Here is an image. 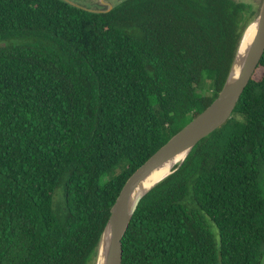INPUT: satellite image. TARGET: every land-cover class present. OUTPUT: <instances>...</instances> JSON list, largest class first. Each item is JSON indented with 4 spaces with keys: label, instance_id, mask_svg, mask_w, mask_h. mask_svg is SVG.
I'll use <instances>...</instances> for the list:
<instances>
[{
    "label": "trees",
    "instance_id": "trees-1",
    "mask_svg": "<svg viewBox=\"0 0 264 264\" xmlns=\"http://www.w3.org/2000/svg\"><path fill=\"white\" fill-rule=\"evenodd\" d=\"M257 15L238 0H0V264H95L125 185L219 97ZM122 243V264H264V57Z\"/></svg>",
    "mask_w": 264,
    "mask_h": 264
},
{
    "label": "water",
    "instance_id": "water-1",
    "mask_svg": "<svg viewBox=\"0 0 264 264\" xmlns=\"http://www.w3.org/2000/svg\"><path fill=\"white\" fill-rule=\"evenodd\" d=\"M112 8L113 7H111L108 11H110ZM256 22H258L259 25L255 40L253 41L246 63L241 73L237 76L236 80L231 83V76L237 61V56L230 77L219 97L202 114H200L182 131L175 135L149 161H147L125 185L117 202L112 208L111 216L102 237V239L105 238V236L111 237L106 264L123 263V238L139 203L141 202L143 197L155 187L154 186L147 193L143 194L138 199L134 209L131 210V198L133 197L140 183L150 173L161 167L166 161H168L176 154L187 150L190 153V151L199 142L224 126L232 117L234 110L241 100L245 89L249 85L252 77L254 76L257 68L261 63V60L264 57V4L261 8ZM244 36L242 38V41L244 39Z\"/></svg>",
    "mask_w": 264,
    "mask_h": 264
},
{
    "label": "bare ground",
    "instance_id": "bare-ground-1",
    "mask_svg": "<svg viewBox=\"0 0 264 264\" xmlns=\"http://www.w3.org/2000/svg\"><path fill=\"white\" fill-rule=\"evenodd\" d=\"M258 25H259L258 22L257 24L251 25L245 33L244 39L237 53V61L231 76L232 79L231 83H233L236 80L237 76L241 73L246 63L253 41L255 40V36L258 31ZM188 153L189 151L187 150L176 154L168 161H166L161 167L150 173L140 183L133 197L131 198V202H132L131 210L134 209L138 199L143 194L147 193L150 189H152L154 186H156L158 183H160L162 180L166 179L187 158ZM110 240H111L110 236H105V238L102 239L99 248L97 264H106L107 254L110 247Z\"/></svg>",
    "mask_w": 264,
    "mask_h": 264
},
{
    "label": "rangeland",
    "instance_id": "rangeland-1",
    "mask_svg": "<svg viewBox=\"0 0 264 264\" xmlns=\"http://www.w3.org/2000/svg\"><path fill=\"white\" fill-rule=\"evenodd\" d=\"M65 1H67L68 3L74 6L85 9V10L104 11V10H109L111 7L116 6L117 4L123 2L124 0H65ZM238 1H244L246 3L252 4L254 8L256 9L257 14L260 13L261 8L264 4V0H238ZM253 24H257V22L254 21L252 22L251 25ZM125 162L127 163V161ZM126 163L123 164V167H126ZM95 264H97V262Z\"/></svg>",
    "mask_w": 264,
    "mask_h": 264
}]
</instances>
